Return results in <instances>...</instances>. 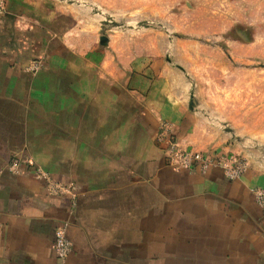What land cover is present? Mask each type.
Returning a JSON list of instances; mask_svg holds the SVG:
<instances>
[{
    "label": "crops",
    "instance_id": "obj_1",
    "mask_svg": "<svg viewBox=\"0 0 264 264\" xmlns=\"http://www.w3.org/2000/svg\"><path fill=\"white\" fill-rule=\"evenodd\" d=\"M36 3L6 0L0 21V264H264V212L252 193L264 187V167L248 162L231 180L217 166L168 163L156 138L163 120L183 146L237 149L227 132H203L168 70L106 74L51 61L26 72ZM28 158L75 194L52 192ZM64 223L72 250L62 260L54 241Z\"/></svg>",
    "mask_w": 264,
    "mask_h": 264
},
{
    "label": "rangeland",
    "instance_id": "obj_2",
    "mask_svg": "<svg viewBox=\"0 0 264 264\" xmlns=\"http://www.w3.org/2000/svg\"><path fill=\"white\" fill-rule=\"evenodd\" d=\"M36 2L37 49L26 72L53 62L106 74L115 66L168 70L176 98L187 104L194 94L203 132L210 124L227 132L233 152L264 167V0ZM0 5L1 21L6 0Z\"/></svg>",
    "mask_w": 264,
    "mask_h": 264
},
{
    "label": "built area",
    "instance_id": "obj_3",
    "mask_svg": "<svg viewBox=\"0 0 264 264\" xmlns=\"http://www.w3.org/2000/svg\"><path fill=\"white\" fill-rule=\"evenodd\" d=\"M1 13L2 6L0 5V16ZM156 138L164 149L166 160L176 169L184 168L191 171L199 169L202 172H206L209 167L217 166L223 169L229 179L234 180L241 178L248 167L247 160L232 151L212 153L183 146L174 134L172 123L165 120L160 122ZM24 162L32 164L29 160ZM21 165V161H12L10 169L13 172H20ZM36 177L46 179L52 192L75 194V186L73 184L66 185L53 181L51 176L40 167L36 169ZM252 193L264 212V187H254L252 188ZM67 226L68 224L64 223L57 228L54 241L56 254L62 260H65L72 250L71 242L67 237Z\"/></svg>",
    "mask_w": 264,
    "mask_h": 264
},
{
    "label": "water",
    "instance_id": "obj_4",
    "mask_svg": "<svg viewBox=\"0 0 264 264\" xmlns=\"http://www.w3.org/2000/svg\"><path fill=\"white\" fill-rule=\"evenodd\" d=\"M196 105V100L194 98V94L192 93L191 94V98H190V101H189V107L190 109H194V106ZM226 131L228 132H232V129L231 128H226Z\"/></svg>",
    "mask_w": 264,
    "mask_h": 264
}]
</instances>
